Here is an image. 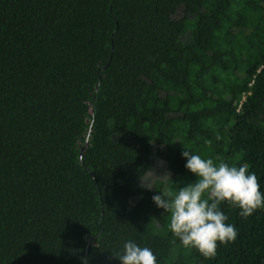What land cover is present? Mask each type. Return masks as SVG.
<instances>
[{
	"label": "trees",
	"instance_id": "obj_1",
	"mask_svg": "<svg viewBox=\"0 0 264 264\" xmlns=\"http://www.w3.org/2000/svg\"><path fill=\"white\" fill-rule=\"evenodd\" d=\"M186 149L264 191V0H0V264H264V209L214 258L169 231L138 171Z\"/></svg>",
	"mask_w": 264,
	"mask_h": 264
},
{
	"label": "clouds",
	"instance_id": "obj_2",
	"mask_svg": "<svg viewBox=\"0 0 264 264\" xmlns=\"http://www.w3.org/2000/svg\"><path fill=\"white\" fill-rule=\"evenodd\" d=\"M181 155L186 161L184 167L195 177L192 182L170 187L174 182L171 172L157 173L156 168L147 166L138 171L139 186L147 191L158 190L152 200L170 213L168 228L181 247L195 249L206 259L214 258L218 244L226 245L237 237V230L227 222L221 205H233L247 219L264 209V191L246 165L217 162L189 149ZM114 255L121 264H158L153 249L132 239L125 240Z\"/></svg>",
	"mask_w": 264,
	"mask_h": 264
},
{
	"label": "rangeland",
	"instance_id": "obj_3",
	"mask_svg": "<svg viewBox=\"0 0 264 264\" xmlns=\"http://www.w3.org/2000/svg\"><path fill=\"white\" fill-rule=\"evenodd\" d=\"M183 16H184L183 12L180 11L176 17L181 18ZM192 33H193L192 31H188V33L184 36L185 41H189L191 39ZM153 167L156 168L157 173H163L165 171H169L168 160L164 154L163 155L158 153L155 154Z\"/></svg>",
	"mask_w": 264,
	"mask_h": 264
}]
</instances>
